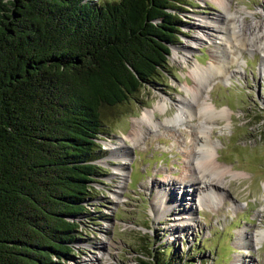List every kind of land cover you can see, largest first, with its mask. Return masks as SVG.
Here are the masks:
<instances>
[{"label": "rangeland", "instance_id": "obj_1", "mask_svg": "<svg viewBox=\"0 0 264 264\" xmlns=\"http://www.w3.org/2000/svg\"><path fill=\"white\" fill-rule=\"evenodd\" d=\"M182 1L183 24L161 75L127 101L101 109L94 161L101 175L93 183L89 215L79 221L67 264H135L149 255L176 264H264V239L257 235L264 229V52L245 48L226 68V77L208 78L202 99L222 115L202 125L196 111L188 120L166 122L177 114L178 101H189L195 110L187 94L195 83L189 68L212 62L219 20L225 18L217 0ZM226 2L236 25L245 20L264 30V0ZM144 111L152 113L153 124L141 127L132 142L127 139L132 122ZM205 142L209 159L228 173L215 191L200 187L191 195L187 182L196 176L187 173L190 152ZM113 145L124 161L110 151ZM164 190L173 198L164 203L170 213L155 206Z\"/></svg>", "mask_w": 264, "mask_h": 264}, {"label": "trees", "instance_id": "obj_2", "mask_svg": "<svg viewBox=\"0 0 264 264\" xmlns=\"http://www.w3.org/2000/svg\"><path fill=\"white\" fill-rule=\"evenodd\" d=\"M184 4L0 0V264L72 257L101 175V109L161 75Z\"/></svg>", "mask_w": 264, "mask_h": 264}, {"label": "bare ground", "instance_id": "obj_3", "mask_svg": "<svg viewBox=\"0 0 264 264\" xmlns=\"http://www.w3.org/2000/svg\"><path fill=\"white\" fill-rule=\"evenodd\" d=\"M217 1L225 12V18L219 20L220 26L217 27L218 38H216V40H218L219 42V45L213 47L212 49V62H210L207 67H201L195 64L191 68H189V72L192 74L195 83L193 92L189 93L187 91V94L192 97V101L195 103L196 108L194 110V106H190L189 101H178L179 108L177 114L173 119H170L166 122H176L180 119L188 120L192 118L193 115L195 116L197 113L199 123L202 125L208 119H213L222 115L223 112H218L214 108L210 111L209 108H207V106L205 105L204 99H202V90L204 89V85L208 82V78L210 76H212L211 78L213 79L219 76L226 77V68H228V65L233 63L236 58L241 55L240 53H242V50H244L245 48L246 50L247 48H253L254 51L261 50L264 52V30H262L261 28L262 25L259 26L255 22H253V24L251 25H248L247 23H245V20L244 22H241V24H238L237 22L236 25V23L233 21V18H235L234 15L228 11V5L226 2L227 0ZM244 14L249 13L245 12ZM213 24L215 25L216 23L213 22ZM173 51L175 54H177L178 52L177 49H174ZM220 52H224L226 60L223 59L224 57L221 59V61L218 60ZM151 114L152 113L149 111H144L141 114L140 119H136L132 122L133 125L131 132L129 133L130 136L127 139L130 138V141L132 142L136 141L139 137V133L142 130L141 127L147 126V124H153V120H151L153 118V115ZM196 138L197 137H195V139ZM197 141H201L200 138ZM119 144L121 145V142ZM111 148L112 149L110 151H113L114 154H118L117 159L119 158L123 160L124 157L121 154V150L114 145L111 146ZM210 149V145L205 142L197 145L194 150L190 152L191 160L189 162L187 173L189 174V176H196L195 180H193L194 182H187L190 186H187L188 188L186 189H189L191 191V195H193L194 193H198L200 187L204 188L206 191L214 190L213 188L217 186L218 183H220L221 176H225L228 173V169L225 166L219 164L217 160L211 161L209 159V154L211 151ZM117 150H119L120 152H118ZM116 170L122 171V167L117 168ZM122 176L124 175L121 174V177ZM195 182L197 184H195ZM171 185H173V182L171 183ZM169 199H173L171 198L170 191H159L157 198H155L154 200L158 212L162 207H164V203ZM163 211L165 213H170L171 209L166 206V208L164 207ZM160 215L162 214L160 213ZM257 232V235H260L259 240L264 239V229L257 230ZM256 239L258 238L256 237Z\"/></svg>", "mask_w": 264, "mask_h": 264}]
</instances>
